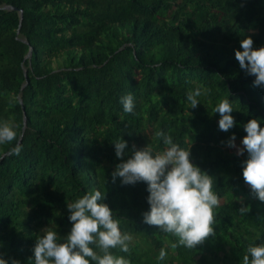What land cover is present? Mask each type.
I'll list each match as a JSON object with an SVG mask.
<instances>
[{
    "label": "trees",
    "instance_id": "obj_1",
    "mask_svg": "<svg viewBox=\"0 0 264 264\" xmlns=\"http://www.w3.org/2000/svg\"><path fill=\"white\" fill-rule=\"evenodd\" d=\"M245 35L264 45V0H0V119L19 123L24 144L18 155L14 142L0 145V252L34 264L43 227L69 231L67 201L99 187L134 236L132 264H243L248 244L264 240V201L243 177L247 152L226 143L264 117V86L235 57ZM199 85L209 91L189 107ZM129 92L133 113L120 100ZM223 97L237 121L227 131L212 113ZM161 128L182 145L193 140V161L223 199L215 233L196 248H171L175 237L144 221L147 182L112 179L114 139L162 148Z\"/></svg>",
    "mask_w": 264,
    "mask_h": 264
},
{
    "label": "clouds",
    "instance_id": "obj_2",
    "mask_svg": "<svg viewBox=\"0 0 264 264\" xmlns=\"http://www.w3.org/2000/svg\"><path fill=\"white\" fill-rule=\"evenodd\" d=\"M235 49L239 65L254 76L253 83L264 86V45L254 46L251 35L240 41ZM209 91L199 85L187 93L189 107H196L200 97ZM124 112L136 111L137 100L132 92L120 97ZM234 105L229 97L217 102L212 113L219 112V127L227 131L237 123ZM264 117H251L243 124L245 134L239 144L236 133L226 143L235 147L242 160L243 177L255 196L264 201ZM20 125L14 118L0 119V145L10 144L9 153L20 154L24 144L19 140ZM163 139V147L152 143L129 147L121 136L114 139V149L121 159L112 171V179L124 184L147 182L150 207L143 211V219L158 225L160 231L175 237L169 246L196 248L215 233L216 209L221 203L215 190L216 178L194 162L191 154L193 140L181 144L170 132L161 128L156 132ZM126 157V158H125ZM106 192L96 187L67 201L71 228L61 234L52 224L43 227L33 245L34 264H132L130 255L134 236L121 226L117 212L106 202ZM249 211L241 204L240 213ZM168 247H161L157 259L164 261ZM0 264H22L16 257L0 252ZM243 264H264V240L249 243Z\"/></svg>",
    "mask_w": 264,
    "mask_h": 264
},
{
    "label": "water",
    "instance_id": "obj_3",
    "mask_svg": "<svg viewBox=\"0 0 264 264\" xmlns=\"http://www.w3.org/2000/svg\"><path fill=\"white\" fill-rule=\"evenodd\" d=\"M1 8H6V9H14L15 7L14 6H12V5H9V4H5V5H3ZM20 14H21V19H23V10L21 9L20 10ZM22 25V23L20 24V26ZM32 56V51H30V53H29V57H31ZM20 100H21V103H23V99H22V97H20ZM26 124H27V118H26V116H25V126H26Z\"/></svg>",
    "mask_w": 264,
    "mask_h": 264
},
{
    "label": "rangeland",
    "instance_id": "obj_4",
    "mask_svg": "<svg viewBox=\"0 0 264 264\" xmlns=\"http://www.w3.org/2000/svg\"><path fill=\"white\" fill-rule=\"evenodd\" d=\"M221 200V202L223 201V199H220Z\"/></svg>",
    "mask_w": 264,
    "mask_h": 264
}]
</instances>
